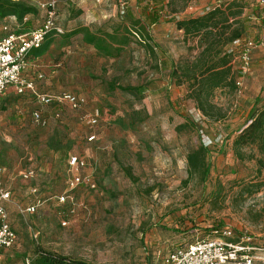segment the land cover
I'll return each mask as SVG.
<instances>
[{
	"label": "rangeland",
	"instance_id": "1",
	"mask_svg": "<svg viewBox=\"0 0 264 264\" xmlns=\"http://www.w3.org/2000/svg\"><path fill=\"white\" fill-rule=\"evenodd\" d=\"M48 1H20L37 10L25 18L31 28L15 17L0 20V39L39 28L41 3ZM229 5L239 13L233 28L242 30V40L264 39L255 0H57L63 34L47 38L49 48L35 61L32 77L40 95L73 94L87 104L73 110L25 97L6 111L12 116H0V171L17 235L0 264H36L42 251L94 264H163L175 249L218 226L233 230L235 241L251 236L264 247V154L257 145L239 154L234 147L253 111L264 108V51L254 52L242 76L239 49L234 42L225 47L235 75L211 98L222 111L219 121L205 117L189 84L173 76L179 63L194 61L201 50L177 22ZM153 11L160 19L150 24ZM140 19L144 29L136 25ZM81 28L112 35L106 41L123 51L105 57L85 43ZM34 109L46 126L33 121ZM96 109L100 120L92 126L84 117ZM90 135L96 140L89 142ZM201 146L207 148L205 180L190 174L188 162ZM72 157L86 161L82 173L92 176L96 189H68ZM29 171L35 177L25 179ZM65 192L71 199L59 204ZM38 203L34 215L20 214ZM256 264H264V253Z\"/></svg>",
	"mask_w": 264,
	"mask_h": 264
},
{
	"label": "built area",
	"instance_id": "2",
	"mask_svg": "<svg viewBox=\"0 0 264 264\" xmlns=\"http://www.w3.org/2000/svg\"><path fill=\"white\" fill-rule=\"evenodd\" d=\"M255 2L261 11L260 18L264 24V0H255ZM41 7L44 10V21L39 28L24 34L11 33L0 39V95L8 87L14 86L20 95L26 92L34 94L41 106L67 103L71 109L79 110L87 104L84 97L66 93L57 96L40 95L37 93L35 83L24 77L30 52L40 49L51 35L63 34V29L58 20L57 0L41 3ZM234 44L239 49L237 71L244 76L252 64L254 52L257 50L264 51V39H238ZM42 77L40 76V78ZM237 85H242V79L237 81ZM33 120L42 127L48 123L39 110L33 113ZM84 120L92 126L98 125L100 111L96 109L94 112L85 115ZM95 140V135L88 137L89 142ZM86 167L87 163L84 159L72 157L69 160L68 189L70 191L80 187L96 189V183L92 176L82 173ZM23 177L32 179L35 177V173L29 171L24 173ZM69 199H71L69 194L65 192L58 196L56 201L59 204H65ZM10 200L11 193L4 187L2 172L0 171V253L4 249L12 248L17 240L16 232L9 223L6 209V204ZM39 206L40 203L26 206L21 209L20 214L24 217L34 215ZM262 253H264V247L258 246L253 237L244 236L240 241H235L234 231L225 227L212 229L205 239H199L188 246L175 249L165 257L163 264H256Z\"/></svg>",
	"mask_w": 264,
	"mask_h": 264
},
{
	"label": "trees",
	"instance_id": "3",
	"mask_svg": "<svg viewBox=\"0 0 264 264\" xmlns=\"http://www.w3.org/2000/svg\"><path fill=\"white\" fill-rule=\"evenodd\" d=\"M233 9H235L233 5L226 8L217 6L203 16L177 22V29L183 32L186 39L189 37L197 39V47L201 50L194 61L179 63L173 72V76L177 78L179 85L189 84V96L195 101L197 109L205 117L214 121L221 120L223 114L211 101L213 93L218 88L229 86L235 75L232 66H230V57L224 51L225 47L242 38V30L233 28L235 24L240 23L236 19L239 13H234ZM36 13L35 8L20 1L0 0V20L15 17L21 25L27 24V27L31 28V23L25 22V18ZM148 19L150 24H154L159 21L160 14L157 11L150 12ZM142 22L144 20L140 19L136 25H140L144 29L145 26L142 25ZM79 32L83 34L86 44L94 46L105 57L115 58L123 51L122 46L115 47L106 41V37L113 38L112 35H99L91 32L88 28H81ZM16 33L22 34V32ZM48 47L49 43L43 45L36 50V55L45 53ZM252 145H257L260 152L264 154V108L253 111L250 123L241 131L234 142L238 154L240 148ZM206 152L207 148L201 146L188 157L190 174L197 175L203 180L209 175V166L205 159ZM223 228L225 227L218 226L212 229ZM38 254L39 258L36 264H94L44 251Z\"/></svg>",
	"mask_w": 264,
	"mask_h": 264
},
{
	"label": "crops",
	"instance_id": "4",
	"mask_svg": "<svg viewBox=\"0 0 264 264\" xmlns=\"http://www.w3.org/2000/svg\"><path fill=\"white\" fill-rule=\"evenodd\" d=\"M13 1H22V0H13ZM8 34H6V36H7ZM46 42V41H45ZM44 42V44L43 45H45V44H47V43H45ZM42 45V46H43ZM49 48V47H48ZM37 49H35V50H33V51H31L30 52V54L28 55V67H27V69L25 70V72H24V77L25 78H31V79H29V80H31V81H33L34 82V78L32 77V74L34 73H36L35 71H37L35 68H34V70L32 69V67H33V65L35 64V61L38 59V58H40V57H42L45 53H46V51H45V53H43V54H41V55H36V51ZM48 50V49H47ZM40 76H42V74H38V79H41L40 78ZM25 97H28V98H30V99H33V98H35L36 99V96L34 95V94H32L31 92H26L25 94H18L17 93V91H16V88L14 87V86H10V87H8L7 88V90L2 94V95H0V108L2 109V111L0 112V116H12V115H10V114H8L6 111L8 110V109H11V105L13 104V102L16 100V99H22V98H25ZM37 104H38V102H37ZM39 105V104H38ZM37 110H39V109H34L33 111H32V114H31V116H32V119H33V113L35 112V111H37ZM40 111V110H39ZM41 112V111H40ZM21 113L22 112H19L18 113V115L17 116H20L21 115ZM42 113V112H41ZM23 116V115H22ZM34 121V120H33ZM4 250H6V249H4ZM3 251V250H2ZM2 251H1V253H0V263L2 262V260H3V257H4V255H2L3 253H2Z\"/></svg>",
	"mask_w": 264,
	"mask_h": 264
}]
</instances>
